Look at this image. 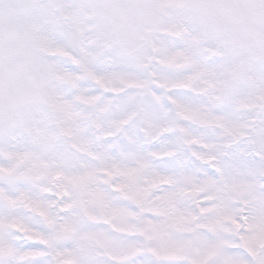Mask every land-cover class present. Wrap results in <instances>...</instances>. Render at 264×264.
<instances>
[{
  "label": "snow or ice",
  "instance_id": "1",
  "mask_svg": "<svg viewBox=\"0 0 264 264\" xmlns=\"http://www.w3.org/2000/svg\"><path fill=\"white\" fill-rule=\"evenodd\" d=\"M0 264H264V0H0Z\"/></svg>",
  "mask_w": 264,
  "mask_h": 264
}]
</instances>
